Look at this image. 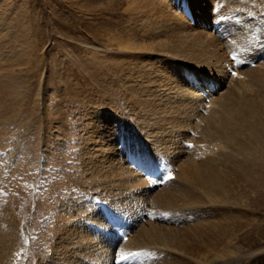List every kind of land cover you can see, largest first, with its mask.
Here are the masks:
<instances>
[{
	"label": "bare ground",
	"instance_id": "obj_1",
	"mask_svg": "<svg viewBox=\"0 0 264 264\" xmlns=\"http://www.w3.org/2000/svg\"><path fill=\"white\" fill-rule=\"evenodd\" d=\"M222 1L130 0L138 42L122 49L154 61L135 68L129 111L90 117L88 198L60 200L53 252L33 264H246L248 235L262 236L247 211L264 210V80L244 66L264 55V17ZM22 220L19 195L0 196V264H30Z\"/></svg>",
	"mask_w": 264,
	"mask_h": 264
},
{
	"label": "rangeland",
	"instance_id": "obj_2",
	"mask_svg": "<svg viewBox=\"0 0 264 264\" xmlns=\"http://www.w3.org/2000/svg\"><path fill=\"white\" fill-rule=\"evenodd\" d=\"M240 1L250 5L242 9L249 18L264 17V0H233ZM129 5L130 0H0V196L19 195L22 222L32 226L33 242L22 249L30 264L53 252L50 221L61 201L64 208L77 195L88 198L90 181L81 161L90 117L113 108L129 111L125 98L140 77L135 68L154 61L150 54L140 60L136 51L122 49L138 42ZM229 58L234 74L238 60L234 53ZM263 63L264 55L248 61L244 80L262 83L255 68ZM260 212L247 211L250 220L261 219L262 236L248 235L246 264H264Z\"/></svg>",
	"mask_w": 264,
	"mask_h": 264
}]
</instances>
